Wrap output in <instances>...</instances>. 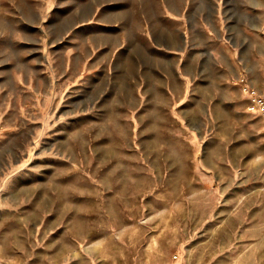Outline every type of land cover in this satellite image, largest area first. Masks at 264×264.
Returning <instances> with one entry per match:
<instances>
[{
  "label": "crops",
  "instance_id": "crops-1",
  "mask_svg": "<svg viewBox=\"0 0 264 264\" xmlns=\"http://www.w3.org/2000/svg\"><path fill=\"white\" fill-rule=\"evenodd\" d=\"M242 84L264 87V0H0L3 258L59 264L75 223L114 218L116 196L91 194L86 168L75 174L74 139L126 138L139 122L160 138L172 120L194 146L215 147L203 172L222 170L221 148L249 158L264 128ZM246 223L236 227L241 262L264 264V218Z\"/></svg>",
  "mask_w": 264,
  "mask_h": 264
},
{
  "label": "rangeland",
  "instance_id": "rangeland-1",
  "mask_svg": "<svg viewBox=\"0 0 264 264\" xmlns=\"http://www.w3.org/2000/svg\"><path fill=\"white\" fill-rule=\"evenodd\" d=\"M165 125L160 138H145L141 133L147 130L140 128L149 124L139 122L136 133L126 138L73 140L68 157L73 158L75 174L80 179V168H86L82 174L96 188L91 194L116 196L114 218L90 229L75 223L73 250L59 264H242L236 245L243 238L236 227L264 218V142L252 148L249 158L221 148L217 160L222 170L212 175L200 170L201 164L211 166L215 147L210 141L194 146L180 136L175 122ZM98 147L105 148L104 156L95 153ZM26 157L30 164L37 158L32 153ZM114 162L116 168L109 170ZM95 164L98 171L92 170ZM206 177L214 184L205 185ZM19 256L10 252V259L3 258L0 250V264H28ZM250 260L259 264L256 258Z\"/></svg>",
  "mask_w": 264,
  "mask_h": 264
},
{
  "label": "built area",
  "instance_id": "built-area-1",
  "mask_svg": "<svg viewBox=\"0 0 264 264\" xmlns=\"http://www.w3.org/2000/svg\"><path fill=\"white\" fill-rule=\"evenodd\" d=\"M241 92L247 97L248 112L255 114L262 122L264 127V87L262 92H257L251 86L242 84Z\"/></svg>",
  "mask_w": 264,
  "mask_h": 264
}]
</instances>
